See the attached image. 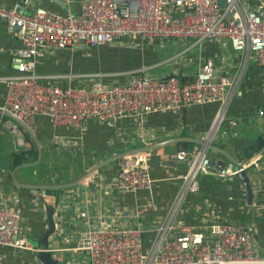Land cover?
Segmentation results:
<instances>
[{"label": "crops", "instance_id": "obj_1", "mask_svg": "<svg viewBox=\"0 0 264 264\" xmlns=\"http://www.w3.org/2000/svg\"><path fill=\"white\" fill-rule=\"evenodd\" d=\"M80 2L32 0L30 12L42 6L63 15L78 14ZM12 4L13 0H0V6L10 7ZM20 47L15 31L0 19V107L6 95V86L1 79L18 74L15 55ZM108 57H118L123 61V68H127L118 69ZM206 58L214 60L216 80H225L229 84L226 103L190 105L175 113L126 118L113 125L88 121L82 130L54 129L46 118L38 117L30 128L41 144L42 162L15 173L17 181L24 185L69 184L83 179L113 155L171 141L169 146L141 157L154 180L151 194L120 192L116 188L118 163L115 162L97 174L89 175L79 185L54 191L56 194L42 199L39 190L21 187L11 177L16 167L14 153L29 149L30 139L35 144L34 140L26 132L29 135L28 138L25 134L27 146L19 148L15 133L8 127H0V193L22 215L21 234L31 245L44 248L42 238L48 229L46 205H49L55 210V230L48 239L51 249H74L80 233L99 227L139 228L144 231L145 247L150 249L158 236L151 231L152 228L164 224L173 215L175 205L185 192L183 205L174 215L177 223L199 228L214 222H237L241 216L249 214L252 220L247 225L257 246L264 250L263 173L252 167L248 170L254 194L249 204L241 180L220 178L212 172L198 174L194 182L195 193L186 191L184 178L190 161L177 159L182 150L189 154L202 151L204 147L198 142L205 141L237 161L244 162L253 156L251 163L264 164V77L253 58L245 61V56L236 54L224 39L195 43L185 39L135 38L127 39L123 45L113 42L96 48L41 50L36 73L48 77L45 82L60 85L69 84L72 78L76 86L96 80L115 85L126 81L122 73L141 70L146 77L155 79L175 75L185 84L195 79ZM219 110L225 111L223 119L212 129ZM181 139L187 140L186 143H178ZM248 147L254 151L246 155ZM206 157L211 162L216 159L227 161L223 155H215L211 150L206 151ZM152 203L157 209L151 206ZM65 259L71 264H88L84 252L71 250L65 254ZM0 261L41 264L32 254L4 247H0Z\"/></svg>", "mask_w": 264, "mask_h": 264}, {"label": "built area", "instance_id": "obj_2", "mask_svg": "<svg viewBox=\"0 0 264 264\" xmlns=\"http://www.w3.org/2000/svg\"><path fill=\"white\" fill-rule=\"evenodd\" d=\"M31 6L32 0H13L10 7L0 6V19L21 42L15 55L18 74L1 79L6 95L0 107V127L15 133L19 148L27 146L24 129L6 119L5 113L28 128L44 117L54 129L82 130L88 121L113 125L126 118L175 113L190 105L227 100L229 84L216 80L212 58H206L195 79L185 84L175 75L155 79L137 70L122 73L126 78L122 84L96 80L76 86L73 78L60 85L45 82L48 77L36 73L41 50L96 48L125 38L195 43L224 39L245 61L253 58L264 77V0H225L224 5L220 0H81L78 14L65 15L42 6L30 12ZM224 113L218 111L212 129L221 123ZM141 157L126 156L117 162L116 188L120 192L152 193L154 180ZM177 159L190 161L184 178L190 193L196 192L194 182L199 173L230 179L244 169L232 163L212 165L205 149L191 155L182 150ZM249 167L264 175V164L254 162ZM40 196L44 199L47 194L40 191ZM185 196L184 192L164 224L152 228L158 236L150 249L145 247L144 231L139 228L99 227L80 233L74 249H51L53 257L58 264H71L65 254L72 250L86 253L88 264H264V250L245 224L221 221L195 228L177 223L175 213ZM151 206L157 209L154 203ZM21 227L22 215L0 193V247L36 257L43 249L31 245Z\"/></svg>", "mask_w": 264, "mask_h": 264}, {"label": "water", "instance_id": "obj_3", "mask_svg": "<svg viewBox=\"0 0 264 264\" xmlns=\"http://www.w3.org/2000/svg\"><path fill=\"white\" fill-rule=\"evenodd\" d=\"M220 3L222 5L225 4V0H220ZM81 48H88L87 46H81ZM6 117L13 119L17 124H19L34 140L36 147H37V151H38V158L36 161L34 162H30V163H22L18 166H16L11 174L12 180L19 186L24 187L26 189H33V190H39V191H45L47 196L51 194V192L54 191H59L62 189H68V188H72L75 187L77 185H79L81 182H83V180H85L89 175L91 174H97L98 171H100L101 169L105 168L106 166L118 162L119 160H121L123 157L126 156H136V155H143V154H149L151 152H155L159 149H163L164 147H167L171 144V141H166V142H162V143H154V144H150L144 147H138V148H134V149H130L128 151L113 155L112 157L106 159L105 161L99 163L93 170L91 173H89L88 175H86L85 177H83V179H80L78 181H75L73 183H69V184H61V185H55V186H50V185H24V184H20L15 176V173L17 171H19L20 169H25V168H34L36 166H38L43 159V150L41 147V144L39 142V140L36 138V136H34V134L32 133L31 129L24 126L20 121L16 120L12 115L5 113L4 114ZM187 140L185 139H181V141H178V143H186ZM198 144L202 147H204V149L206 151L211 150V152L215 155L221 154L223 155L226 159H227V163H232L234 166H236V168H244L243 171H241L240 173L235 175V178L239 179L242 181L245 190H246V195H247V199H248V203L251 204L254 194H253V187H252V183H251V178H250V174L248 172L249 170V165L251 164V158H253V156L249 159L246 160L244 162L241 161H237L236 159L230 157L226 152H224L221 149L216 148L215 146H213L212 144L205 142V141H199ZM226 162H222L219 159H216L214 162H212V165L215 164H221L224 165L226 164ZM46 211H47V216H48V229L45 231L43 238H42V244L44 245V248L42 251L37 252L36 254V258L38 259V261L41 264H58V262L54 259L52 251H51V244L49 243L48 239L50 237V235H52L54 233L55 230V222H54V208L52 206L46 205Z\"/></svg>", "mask_w": 264, "mask_h": 264}, {"label": "trees", "instance_id": "obj_4", "mask_svg": "<svg viewBox=\"0 0 264 264\" xmlns=\"http://www.w3.org/2000/svg\"><path fill=\"white\" fill-rule=\"evenodd\" d=\"M5 118L7 119V117H5ZM24 132H25L26 136L29 138V135L26 133V131H24ZM30 144H31V146L29 149H26L24 151H18V152L14 153L13 158H14L15 166H18L22 163L34 162L37 160V158H38L37 148L31 139H30ZM253 151H254L253 148L248 147L246 149V155H248L250 152L252 153ZM54 194H56V192H51V195H54Z\"/></svg>", "mask_w": 264, "mask_h": 264}, {"label": "rangeland", "instance_id": "obj_5", "mask_svg": "<svg viewBox=\"0 0 264 264\" xmlns=\"http://www.w3.org/2000/svg\"><path fill=\"white\" fill-rule=\"evenodd\" d=\"M255 1H257V0H251V2H255ZM127 41V38H125V39H122V40H116L115 42H114V44L115 45H123V43H125ZM104 47V46H103ZM115 49V48H114ZM108 59H109V61L110 62H112V65H116L117 67H118V69H120V70H123V69H125V68H127V67H124L123 68V66H124V64H123V61H121L120 59H118V57H108ZM120 63H121V65H120ZM107 67V65H105V68ZM119 72H121V71H119ZM5 157V155H3L1 158L3 159ZM197 181H198V179H197ZM237 220H239V221H237V222H240L241 221V223H243V224H245V225H247V224H249L250 222H251V218H250V216H249V214L247 215V216H241L239 219H237ZM253 221H255V219L253 220ZM230 222H233V221H230ZM234 222H236V221H234ZM255 225H256V228H259L260 227V225L259 224H257V222H255ZM255 225H252V226H255ZM248 226V225H247Z\"/></svg>", "mask_w": 264, "mask_h": 264}]
</instances>
